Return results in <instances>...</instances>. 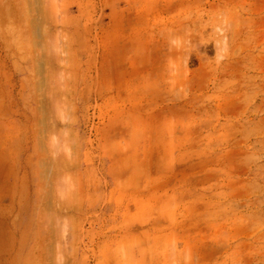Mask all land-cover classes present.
I'll list each match as a JSON object with an SVG mask.
<instances>
[{
	"label": "rangeland",
	"instance_id": "374dc122",
	"mask_svg": "<svg viewBox=\"0 0 264 264\" xmlns=\"http://www.w3.org/2000/svg\"><path fill=\"white\" fill-rule=\"evenodd\" d=\"M0 264H264V0H0Z\"/></svg>",
	"mask_w": 264,
	"mask_h": 264
}]
</instances>
